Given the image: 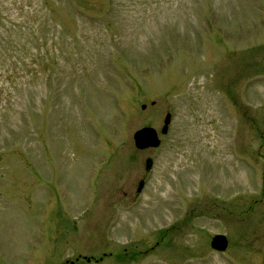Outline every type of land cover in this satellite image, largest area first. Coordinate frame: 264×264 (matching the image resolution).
Masks as SVG:
<instances>
[{"label":"rangeland","instance_id":"1","mask_svg":"<svg viewBox=\"0 0 264 264\" xmlns=\"http://www.w3.org/2000/svg\"><path fill=\"white\" fill-rule=\"evenodd\" d=\"M62 1L0 0V264H264V0Z\"/></svg>","mask_w":264,"mask_h":264},{"label":"water","instance_id":"2","mask_svg":"<svg viewBox=\"0 0 264 264\" xmlns=\"http://www.w3.org/2000/svg\"><path fill=\"white\" fill-rule=\"evenodd\" d=\"M152 104L154 101L151 102ZM145 104L141 105V108H145ZM171 122V114L167 112L165 114L163 125L161 126L159 132L153 126H142L139 129L135 130L133 133V141L134 145L138 149H145L149 147H158L161 143V138L159 134H166L169 128V124ZM152 165V159L150 157L145 160V169H149ZM144 185V180H140L137 186V191H141ZM210 246L218 251L226 250L228 246V238L225 234L217 233L211 237ZM85 258V257H84ZM87 261L90 258H86ZM66 264V263H64Z\"/></svg>","mask_w":264,"mask_h":264},{"label":"trees","instance_id":"3","mask_svg":"<svg viewBox=\"0 0 264 264\" xmlns=\"http://www.w3.org/2000/svg\"><path fill=\"white\" fill-rule=\"evenodd\" d=\"M16 0H14V2H15ZM43 2H47V1H49V2H51V3H53L54 2V0H42ZM1 2H2V0H1ZM0 2V3H1ZM62 2H65V3H70L71 4V6H72V8L74 9V10H76V11H78V9H77V7L75 6V4H74V2H73V0H63ZM61 2V3H62ZM107 4H109L110 6H112V5H114V0H107ZM1 11H2V8H0V13H1ZM0 23H1V17H0ZM4 26V25H3ZM21 33H19L21 36L22 35H24V33L22 32V31H20ZM14 33H16V31L14 30V32H12L11 34H14ZM2 39V36H0V40ZM34 40H36V38L34 39ZM26 41H28V38H26ZM5 42V44L6 43H8V41H4ZM40 54V53H39ZM39 56H41V57H39V59H41V60H43V58H44V55L43 54H41V55H39ZM45 60V59H44ZM24 62V61H23ZM17 64V63H16ZM12 73H15L13 70H12ZM9 77H11V75H9Z\"/></svg>","mask_w":264,"mask_h":264}]
</instances>
